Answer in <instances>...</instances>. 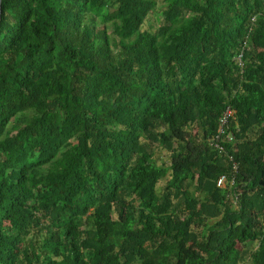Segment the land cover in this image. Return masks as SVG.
I'll use <instances>...</instances> for the list:
<instances>
[{
	"label": "trees",
	"instance_id": "trees-1",
	"mask_svg": "<svg viewBox=\"0 0 264 264\" xmlns=\"http://www.w3.org/2000/svg\"><path fill=\"white\" fill-rule=\"evenodd\" d=\"M157 9L2 0L0 264H264V0Z\"/></svg>",
	"mask_w": 264,
	"mask_h": 264
},
{
	"label": "built area",
	"instance_id": "built-area-1",
	"mask_svg": "<svg viewBox=\"0 0 264 264\" xmlns=\"http://www.w3.org/2000/svg\"><path fill=\"white\" fill-rule=\"evenodd\" d=\"M235 117H236V109H234L231 106H227L222 112V114L220 115V118H219L220 126L218 129V132L214 135V137L212 138V141L210 142L211 145L217 148L220 152L225 151L223 145L221 144V141L223 138H226L230 141L235 139V134L230 127L231 119ZM237 169H238V165L234 162L233 170L237 171ZM226 182H227V177L225 175L221 176L218 179L219 186H225ZM233 183H234V178L230 180V184H233Z\"/></svg>",
	"mask_w": 264,
	"mask_h": 264
},
{
	"label": "rangeland",
	"instance_id": "rangeland-1",
	"mask_svg": "<svg viewBox=\"0 0 264 264\" xmlns=\"http://www.w3.org/2000/svg\"><path fill=\"white\" fill-rule=\"evenodd\" d=\"M157 3H158L157 11H153L152 13H150V15L148 16V19H147L144 27H147L149 29H155V28H157L160 25V21H159V18H158V16H159V8L164 3V0H157ZM197 131H198L197 128L193 129V133H195ZM158 156H159V164H163V163H167L168 162V152L167 151L159 149L158 150ZM164 184H165V178H162L159 181V183H158V190H159V188L161 189V187ZM256 245H257V242L256 243L254 242L252 244L247 245V247H248V249L250 251V250L254 249ZM238 247L240 249H242V250L245 249V247H243L242 244H240V243L238 244ZM248 255H249V253L246 254L245 259H244L245 261H247V256Z\"/></svg>",
	"mask_w": 264,
	"mask_h": 264
},
{
	"label": "water",
	"instance_id": "water-1",
	"mask_svg": "<svg viewBox=\"0 0 264 264\" xmlns=\"http://www.w3.org/2000/svg\"><path fill=\"white\" fill-rule=\"evenodd\" d=\"M1 14H2V0H0V19H1Z\"/></svg>",
	"mask_w": 264,
	"mask_h": 264
}]
</instances>
